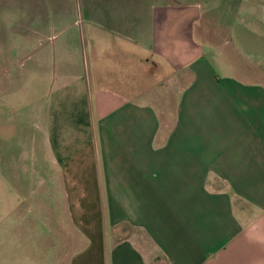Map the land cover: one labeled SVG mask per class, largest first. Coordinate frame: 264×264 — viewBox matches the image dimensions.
<instances>
[{"label": "crops", "instance_id": "crops-1", "mask_svg": "<svg viewBox=\"0 0 264 264\" xmlns=\"http://www.w3.org/2000/svg\"><path fill=\"white\" fill-rule=\"evenodd\" d=\"M168 10L147 20L151 43L143 34H94L95 53L107 39L100 54L114 59L113 76L110 66L93 76L62 59L53 68L51 55L16 75L0 61V264H153L158 256L166 264H264L261 71L215 63L189 28L197 16ZM151 58L162 63L155 74ZM168 74L178 92L171 127L154 90L141 89ZM49 91L41 142L26 146L20 124L39 115ZM87 105L85 128L77 124ZM31 144L39 159L25 165L18 153ZM36 183L42 195L29 202ZM132 229L158 252L142 249Z\"/></svg>", "mask_w": 264, "mask_h": 264}, {"label": "rangeland", "instance_id": "rangeland-1", "mask_svg": "<svg viewBox=\"0 0 264 264\" xmlns=\"http://www.w3.org/2000/svg\"><path fill=\"white\" fill-rule=\"evenodd\" d=\"M163 8L166 10L170 8L167 12L172 16L184 13L197 16V21H191L189 28L194 32V37L202 38L206 51L211 52L209 57L214 59L215 63L228 60L246 69L259 68L261 80L264 81V0H0V61L6 65H14V69L17 70L13 73L16 75L24 68L31 69L35 63L48 65L51 55L53 68L55 63L63 61L69 66L74 65L82 72H86L87 67L91 75L99 76L98 69L105 65L112 68L113 76V69L116 67L114 59L108 57L110 54H107V57L100 54L105 46L104 40L107 39L98 41L94 46L97 49L95 53L92 50L95 43L94 34L100 32L102 38H105V35L117 34L120 37H128L136 33L143 34L150 40L149 21L152 19L153 11ZM230 38L234 42L224 44ZM151 41L152 37L150 43ZM125 44L123 43V48ZM161 64L151 58L148 63L149 73L155 74V71L152 72L153 69L161 70ZM119 69L126 75L124 65ZM151 74L149 77L152 78ZM22 75L21 73L20 77H17L18 83H21ZM169 78L170 74L162 81L159 79L152 83L143 80L145 85L142 86L143 81L140 80L137 84L138 88L142 86L143 91L154 90L153 100L160 105L161 117L166 127H171L175 122L178 95L177 90L168 84ZM18 83L15 85L18 86ZM49 94L50 91L38 111L39 115L31 118L28 123L20 124L25 132L21 134V140L26 146L35 136L37 144L41 142L47 123L44 119V109L50 98ZM26 102L22 99L20 103L25 105ZM61 121L63 124L66 123L64 118ZM67 122L73 127L76 120L68 116ZM90 123L91 110L87 105L85 114L77 125L88 128ZM32 145V148L22 149L18 153L25 165H31L35 159H39L40 153L34 151ZM27 193L29 202H32L33 198L41 197L42 189L36 183L28 186L25 195ZM37 220L41 221L40 218ZM129 235L137 240L142 249L158 252L146 233L132 229ZM66 237L70 243L68 249L71 250L73 248L71 245L75 242L74 233L68 232ZM65 250L63 247L62 253ZM17 258L26 259L25 254L20 252L17 253ZM153 261V264H166L162 256ZM6 264L10 263L6 260ZM15 264L32 263L26 259Z\"/></svg>", "mask_w": 264, "mask_h": 264}]
</instances>
